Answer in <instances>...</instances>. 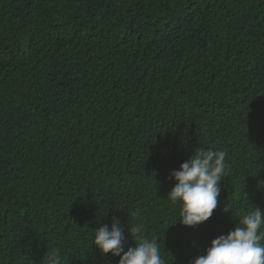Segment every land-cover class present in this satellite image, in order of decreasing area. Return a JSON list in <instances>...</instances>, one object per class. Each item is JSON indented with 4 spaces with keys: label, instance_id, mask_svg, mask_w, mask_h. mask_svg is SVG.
Instances as JSON below:
<instances>
[{
    "label": "trees",
    "instance_id": "obj_1",
    "mask_svg": "<svg viewBox=\"0 0 264 264\" xmlns=\"http://www.w3.org/2000/svg\"><path fill=\"white\" fill-rule=\"evenodd\" d=\"M209 148L218 206L183 227L170 173ZM248 204L264 211V0H0V264H118L92 245L113 217L125 250L142 222L190 264Z\"/></svg>",
    "mask_w": 264,
    "mask_h": 264
},
{
    "label": "clouds",
    "instance_id": "obj_2",
    "mask_svg": "<svg viewBox=\"0 0 264 264\" xmlns=\"http://www.w3.org/2000/svg\"><path fill=\"white\" fill-rule=\"evenodd\" d=\"M226 156L223 150L197 149L178 170L170 173L175 184L166 200L173 205L180 204L181 226L195 228L212 216L218 206L221 182L227 174ZM248 208L250 210L242 215L233 230L213 239L204 253L193 258L190 264H264V245L259 243L264 238L261 231L264 211L253 209L249 204ZM230 211L229 204L224 212ZM143 229L142 222H129L128 233L135 246L125 250V229L120 219L113 217L110 228L104 225L92 230V245L102 257L109 253L119 257L118 264H165L157 240L142 237ZM43 264H62L60 253L47 251Z\"/></svg>",
    "mask_w": 264,
    "mask_h": 264
}]
</instances>
